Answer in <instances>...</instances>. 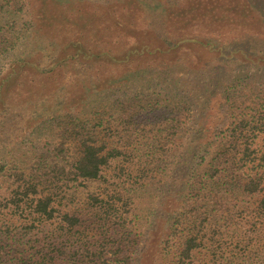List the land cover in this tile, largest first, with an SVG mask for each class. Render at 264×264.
Masks as SVG:
<instances>
[{
    "label": "trees",
    "instance_id": "1",
    "mask_svg": "<svg viewBox=\"0 0 264 264\" xmlns=\"http://www.w3.org/2000/svg\"><path fill=\"white\" fill-rule=\"evenodd\" d=\"M254 36L264 0H0V132L34 154L0 147V264H264Z\"/></svg>",
    "mask_w": 264,
    "mask_h": 264
},
{
    "label": "rangeland",
    "instance_id": "2",
    "mask_svg": "<svg viewBox=\"0 0 264 264\" xmlns=\"http://www.w3.org/2000/svg\"><path fill=\"white\" fill-rule=\"evenodd\" d=\"M88 1L89 2L95 1V3H98V2L102 3V1L111 2L112 0H88ZM247 36H249V35L242 34L239 30L238 31L232 30V31L224 33L217 40L220 43L224 42V43H227V45H228L229 43H233V42H248ZM213 37L218 38L216 34ZM120 42L121 43H119V44H122V45H124L126 43L125 39H122ZM250 43H252L254 46V48H252V50L254 52L256 50L258 53L264 54V38L260 39V38H257L254 36V38H251ZM254 43H256L258 46H255ZM35 45L36 46H33V44H31L28 47H24V46L16 47V50H15L14 54L12 55V57L13 58H19V59L28 58V57L29 58H37V60L46 59L45 57L49 54L48 50L46 49L47 47L43 48V46H41L40 44H35ZM118 45H116V47H118ZM32 49L34 51H32ZM237 50L238 49H235L232 51L237 52ZM236 56H237V54L234 53V54L230 55L231 59H228V60H241V59H236ZM178 58H176V59L177 60H193L190 57V55L184 51L181 52V54H180V56H178ZM44 61H46V60H44ZM9 63H10V60H5L4 55H0V73L5 72L8 69ZM183 65H185V64H183ZM240 66H243V65H240ZM240 66L236 67V66L228 65V69L230 71H231V69H233V72L231 75L234 76V74L239 75V74H243L245 72L246 73L248 72L252 79L247 80V82L241 81L240 84H238V85H240L239 90H241L242 93H241V97L238 99L237 104H239L241 102L244 103V102L248 101V98L253 100L254 95H252V92H254V90H256V88H258L257 84H259V80L254 77V75L256 74L254 69H250V70L246 71L245 69H243V67H240ZM181 68H183V67H181ZM132 74H133V70H130V75H132ZM59 76H60V79H61V77L71 78V80H73V82H72V84H73L74 80L92 78L93 73H92V71H85V72L80 71L78 73L77 69H75V71H74L73 67H71L69 69L67 67H65L64 70L59 73ZM58 79H59V77H58ZM66 88L68 89V86ZM182 88H184L186 90V89L191 88V87L185 86ZM246 104H247V102H246ZM13 108L15 109V107H13ZM1 132H0V147L8 146L9 138L4 136ZM45 136L46 137H41V139H40L41 144L45 143V140H48L52 143L60 142V139H58V138L57 139L55 137L50 138L49 135H45ZM10 142H12V140H10ZM17 144L18 143H12V146H14V152H17L21 155H26V157L28 158L26 165L30 166L31 160L34 158V154L30 152L31 150L25 149L26 147H20V145H17ZM12 146L10 145L8 147H12Z\"/></svg>",
    "mask_w": 264,
    "mask_h": 264
}]
</instances>
